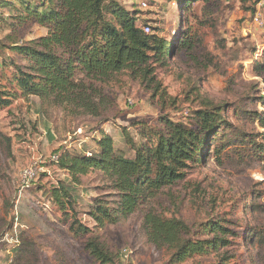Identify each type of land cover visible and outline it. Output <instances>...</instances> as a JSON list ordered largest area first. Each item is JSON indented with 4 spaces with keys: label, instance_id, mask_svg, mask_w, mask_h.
<instances>
[{
    "label": "rangeland",
    "instance_id": "374dc122",
    "mask_svg": "<svg viewBox=\"0 0 264 264\" xmlns=\"http://www.w3.org/2000/svg\"><path fill=\"white\" fill-rule=\"evenodd\" d=\"M0 0V80L15 71L12 60L23 64L7 49L10 26L17 21ZM129 11L172 41L180 31L194 36L196 62L186 56L170 60L165 68H158L156 76L172 98L162 105L151 98V92L139 82L123 78L106 90L113 104L103 119L73 118L59 108L41 102L37 97L18 99L10 107L0 109V264H100L85 250L91 237L75 236L69 228L65 213L52 200V190L59 180H68L66 172L51 166L52 158L62 150L71 153L95 148L98 131L110 135L116 148L132 154L126 145L125 133L139 139L137 122L158 127L162 115L175 121L191 123L194 113L202 107V100L227 104V114L238 130L244 132L246 143L233 145L218 163L211 155L201 166L189 170L186 181L171 188L153 202L159 212L170 216L178 213L194 231L211 218H227L240 235L229 251L232 264H264V248H252L244 239L249 227H264V211L253 210L252 204L264 207V160L248 141L264 143V72L258 74L255 62L264 53L263 0H221L213 16L206 14L203 4L197 19L190 18L191 10H184L177 0H117ZM148 4L144 9L142 4ZM178 31V32H177ZM46 30L37 24L18 28L23 42L38 39ZM164 107V108H163ZM38 164L39 178L28 190H23L21 176L25 169ZM103 176L94 172L83 178L74 192L78 198L75 207L82 224L94 229L87 216L93 203L110 194ZM199 188L201 195L193 193ZM112 201L113 199H109ZM142 214L124 219L116 226L94 233L101 235L119 257L115 264H170L164 250L156 249L142 228ZM22 246V247H21ZM29 250L24 262L17 260L18 248ZM259 252V256L257 255ZM214 258L198 259L184 264H214Z\"/></svg>",
    "mask_w": 264,
    "mask_h": 264
},
{
    "label": "trees",
    "instance_id": "16d2710c",
    "mask_svg": "<svg viewBox=\"0 0 264 264\" xmlns=\"http://www.w3.org/2000/svg\"><path fill=\"white\" fill-rule=\"evenodd\" d=\"M3 1V0H2ZM221 0H177L183 9L191 10L190 18L197 19L203 4L206 14L213 16ZM1 5L9 8L17 25L10 26L7 49L23 64L12 60L15 71L0 80V109L10 107L18 99L37 97L41 102L61 109L67 117L103 119L113 104L106 90L127 78L139 82L151 92L152 100L165 106L172 98L156 76L158 68H165L172 58L186 56L196 62L194 36L184 32L172 41L159 33L144 31L145 25L138 12L129 11L117 0H6ZM37 24L46 30L38 39L23 42L18 28ZM151 27V26H150ZM152 30V27H151ZM258 74L264 72V53L255 62ZM263 101L264 98H260ZM202 107L193 120L175 121L162 115L158 127L146 122L134 124L138 129L136 141L125 133L126 145L132 154L115 146L113 138L103 130L94 137L95 148L82 152H60L57 162H51L59 172H66L68 180H59L52 190V200L72 220L70 232L91 236L85 250L100 264H115L119 257L96 231L116 226L124 219L142 214V228L150 243L164 250L170 264H184L198 259L214 258V264H232L229 249L240 235L227 218H211L193 228L178 213L170 216L153 205L165 191L173 197L171 188L186 181L192 167L205 164L214 155L218 163L234 145L246 143L244 132L230 122L227 104H216L203 99ZM164 108V107H163ZM264 128V116L260 117ZM256 155H264V143L248 141ZM264 160L263 158H259ZM98 172L107 182L105 197L98 198L88 217L94 229L78 219L75 190L83 178ZM193 193L201 195L199 188ZM109 199H113L110 201ZM253 210H263L252 204ZM244 239L249 247L264 248V227L245 228ZM22 247V246H21ZM18 248L17 260L24 262L29 254ZM259 256V252H257ZM239 262H235L238 264Z\"/></svg>",
    "mask_w": 264,
    "mask_h": 264
},
{
    "label": "built area",
    "instance_id": "2783aa9c",
    "mask_svg": "<svg viewBox=\"0 0 264 264\" xmlns=\"http://www.w3.org/2000/svg\"><path fill=\"white\" fill-rule=\"evenodd\" d=\"M264 1V0H263ZM142 7L144 9L148 8V4L146 3H143L142 4ZM254 21L259 25V26H264V21L262 19V16L257 14L255 17H254ZM144 31L146 33H151L152 30H151V27L150 25H145L144 26ZM59 159V155H55L53 156L52 158V162H57ZM40 173H42V168L38 165V164H35V166L31 167V168H28V169H25L22 173V176H21V184H22V188L23 190H28L32 184L39 178L40 176Z\"/></svg>",
    "mask_w": 264,
    "mask_h": 264
}]
</instances>
